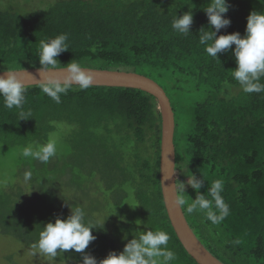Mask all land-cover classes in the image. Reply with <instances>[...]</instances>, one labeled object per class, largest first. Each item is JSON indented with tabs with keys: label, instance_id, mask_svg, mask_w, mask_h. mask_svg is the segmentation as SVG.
I'll return each instance as SVG.
<instances>
[{
	"label": "trees",
	"instance_id": "1",
	"mask_svg": "<svg viewBox=\"0 0 264 264\" xmlns=\"http://www.w3.org/2000/svg\"><path fill=\"white\" fill-rule=\"evenodd\" d=\"M24 1L34 3L28 12L0 3V69L38 67L40 42L67 34L68 49L57 57L56 67L76 62L155 80L174 113L179 200L190 203L196 197L190 186L180 189L191 174L204 180L199 191L209 199L211 183L223 181L221 196L229 214L212 224L203 212L189 214L181 205L189 226L225 264H264V92H243L232 77L231 50L216 59L199 43L198 30H210L203 9L211 0ZM228 4L231 23L218 35H244L249 12L264 11L260 0ZM189 10L191 32H175L172 20ZM24 95L20 109L5 108L0 97L3 158L54 139L59 149L47 163L21 155L7 181L0 176L1 235L34 245L46 222L80 207L86 223H102L92 230L96 239L85 250L98 262L151 229L169 234L168 248L177 256L172 264H198L178 240L163 203L161 116L152 95L129 87L80 89L75 84L59 103L39 84L26 85ZM21 111L31 117L20 119ZM55 260L85 264L74 250L58 252Z\"/></svg>",
	"mask_w": 264,
	"mask_h": 264
},
{
	"label": "clouds",
	"instance_id": "2",
	"mask_svg": "<svg viewBox=\"0 0 264 264\" xmlns=\"http://www.w3.org/2000/svg\"><path fill=\"white\" fill-rule=\"evenodd\" d=\"M264 3V0H260ZM208 19L210 30L201 27L198 30L199 43L204 46L206 53L218 59V54L231 50L236 67L232 70V77L238 82L243 92H264V84L260 83L264 77V11L252 10L246 17L245 33L231 32L219 34V31L230 25L231 20L226 13L229 10L228 0H211L208 7L203 9ZM193 24V14L184 11L172 20V29L183 35L189 34ZM67 34H59L52 39L42 40L37 53L39 62L40 79L34 80L44 94L55 102H60V95L66 94L72 85H78L80 89H87L92 85L93 76L76 62H69L62 75L51 74L52 70H58L57 57L68 49ZM24 71V70H23ZM17 70H8L0 74V97L3 98L5 108H22L25 100L26 84L17 76ZM25 72V71H24ZM30 75V74H29ZM20 119H28L31 113H19ZM55 141H49L33 148L25 147L21 155L25 158L32 157L43 163H47L56 154ZM31 173L25 174V180H29ZM203 179L194 174L187 176L186 183H181L180 189L185 192V187L190 186L195 192V199L188 203L180 199V205L186 204V211L192 214L196 211L203 212L212 224H218L229 214V207L224 202L221 192L223 181L215 180L208 187L207 198L199 189ZM102 226L92 222H85V212L80 207L70 208V214L61 219L56 217L54 221L46 222L39 233L38 240L33 245L40 254L48 260H54L57 253H65L74 250L80 253L85 264H172L177 259L174 251L168 248L170 236L162 230L151 229L138 232L136 236L124 244L120 252L109 251L99 262L95 257L86 254L90 242L96 239L92 230Z\"/></svg>",
	"mask_w": 264,
	"mask_h": 264
},
{
	"label": "water",
	"instance_id": "3",
	"mask_svg": "<svg viewBox=\"0 0 264 264\" xmlns=\"http://www.w3.org/2000/svg\"><path fill=\"white\" fill-rule=\"evenodd\" d=\"M64 67L66 66L57 67L58 70H52L51 74L62 75L64 70L60 68ZM80 67L93 76L92 85L135 88L147 92L156 99L161 116L159 180L162 199L170 224L183 248L196 263L225 264L200 242L189 226L181 205L178 203L173 143L174 113L164 89L152 78L135 71ZM38 68L39 66L16 68L14 70L18 71V78L27 83L26 85H35L39 83L34 80L40 79ZM8 70L13 69L0 70V74H4Z\"/></svg>",
	"mask_w": 264,
	"mask_h": 264
},
{
	"label": "rangeland",
	"instance_id": "4",
	"mask_svg": "<svg viewBox=\"0 0 264 264\" xmlns=\"http://www.w3.org/2000/svg\"><path fill=\"white\" fill-rule=\"evenodd\" d=\"M0 3L1 4L11 3L13 7H19V9L24 12H28L30 8L34 5L33 1L31 3H27L24 0H0ZM0 70H4V69H0ZM162 84L164 85V82H162ZM64 124H65L63 125L64 129L69 128L66 123ZM54 141L56 140L54 139ZM56 148L59 149L58 142L56 143ZM8 156L9 157L3 158L2 154L0 153V176L4 177L6 181L9 178V172H11V170L14 169L15 163L17 161H20L21 152L13 151L9 153ZM0 264H75V263L70 261H58L55 259L50 261L43 254H40L37 249H34L33 245L24 244L21 241L17 240L15 237H13V235L0 234Z\"/></svg>",
	"mask_w": 264,
	"mask_h": 264
}]
</instances>
